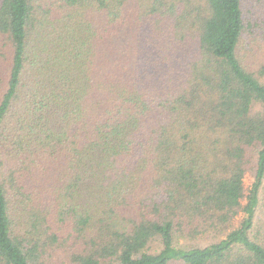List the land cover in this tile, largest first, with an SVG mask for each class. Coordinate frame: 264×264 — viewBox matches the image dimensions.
<instances>
[{
  "label": "trees",
  "instance_id": "trees-1",
  "mask_svg": "<svg viewBox=\"0 0 264 264\" xmlns=\"http://www.w3.org/2000/svg\"><path fill=\"white\" fill-rule=\"evenodd\" d=\"M263 192L264 0H0V264H264Z\"/></svg>",
  "mask_w": 264,
  "mask_h": 264
},
{
  "label": "rangeland",
  "instance_id": "rangeland-1",
  "mask_svg": "<svg viewBox=\"0 0 264 264\" xmlns=\"http://www.w3.org/2000/svg\"><path fill=\"white\" fill-rule=\"evenodd\" d=\"M257 58H258V56H256L255 59H254V62H255V63H256ZM251 183H252L251 179L247 178V179H246V184H247L248 186H250ZM263 196H264V192H263ZM259 218H261V215H259ZM55 259H57V258H55ZM54 264H59V263H57V260H55V263H54ZM64 264H67V263H64Z\"/></svg>",
  "mask_w": 264,
  "mask_h": 264
}]
</instances>
